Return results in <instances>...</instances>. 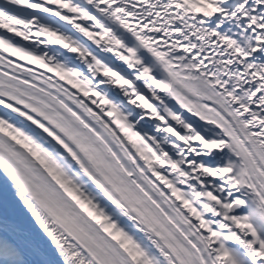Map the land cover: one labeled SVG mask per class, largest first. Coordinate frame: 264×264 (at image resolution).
<instances>
[{
    "label": "snow or ice",
    "instance_id": "6c2138e0",
    "mask_svg": "<svg viewBox=\"0 0 264 264\" xmlns=\"http://www.w3.org/2000/svg\"><path fill=\"white\" fill-rule=\"evenodd\" d=\"M0 264H264V0H0Z\"/></svg>",
    "mask_w": 264,
    "mask_h": 264
}]
</instances>
